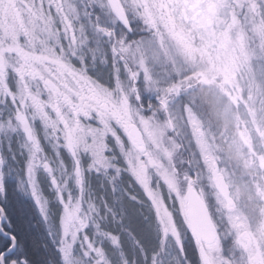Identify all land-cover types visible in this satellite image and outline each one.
<instances>
[{
	"label": "snow or ice",
	"instance_id": "1",
	"mask_svg": "<svg viewBox=\"0 0 264 264\" xmlns=\"http://www.w3.org/2000/svg\"><path fill=\"white\" fill-rule=\"evenodd\" d=\"M65 8L70 11L66 13ZM105 11L114 25L121 26L120 31L101 25L98 13ZM23 18L32 21L31 31L23 23L17 28L29 37L23 45L16 42L15 36L11 44H7L5 36H0V51L15 52L7 59L15 57L17 61L14 69L7 63L0 66V104L12 106L9 111L0 109V138L23 133V148L29 156L25 170L27 183L42 221L51 225L49 202L39 191L36 175L39 169L47 172L55 200L61 207L56 247L63 264H113L103 247L104 241L119 252L120 264H136L124 256L121 246L120 233H126L140 247L128 226L131 218L124 201L126 198L137 205L135 211L140 214L144 205L123 185L127 173L126 165L122 164L125 142L136 141L128 123L120 118L121 107L136 101L138 107L144 105L146 113L166 110L168 95L182 98L184 88L183 84L173 83L161 97L145 66V41L133 39L140 25L152 33L158 27L156 19L139 3L134 11L126 7L121 14L114 10L112 0L93 3L85 0L76 5L71 0L67 5L56 0H41L39 4L35 0H0V24L16 26ZM77 23L80 24L79 39L75 36ZM37 31L44 36L38 46L32 38ZM12 47L16 50L12 51ZM98 65L107 71V78L92 71ZM10 77L15 80V88L9 84ZM152 97L159 98L156 104L147 103ZM182 110L192 117L191 104L187 109L182 106ZM142 115L147 118L145 113ZM37 120L55 159L42 148L41 136L34 127ZM62 151L70 155L71 169L65 165ZM3 164L0 158V168ZM90 175L100 178L101 189L107 186L111 202L103 195L92 194L87 183ZM70 185L76 186V193ZM4 190V176L0 171V195ZM109 225L118 231L107 230ZM49 235H53L51 230ZM177 253H182L178 256L181 264H194L184 254L182 242ZM194 255L198 264H202L198 250H194ZM172 257L167 244H159L150 257L145 255V264H173ZM0 264H37L28 239L13 227L2 206Z\"/></svg>",
	"mask_w": 264,
	"mask_h": 264
},
{
	"label": "rangeland",
	"instance_id": "2",
	"mask_svg": "<svg viewBox=\"0 0 264 264\" xmlns=\"http://www.w3.org/2000/svg\"><path fill=\"white\" fill-rule=\"evenodd\" d=\"M36 2L39 4L41 0ZM56 2L67 5L69 0ZM84 2L85 0H71L73 5ZM120 2L124 10L128 7L132 11L139 3L156 19L158 27L152 30V33L156 34L154 38L157 39V45L153 47L150 41L145 43L147 52L143 59L161 97L164 96L165 89L173 83L184 85L181 95L188 94L192 88L195 89V84L206 86L213 95L211 119H207L208 115L198 113H192L190 117L184 110L185 121L183 113L177 109L181 105V98L172 94L167 97V109L159 112L146 113L140 105L138 107L136 101H129L126 106L121 107V120L126 121L129 126H138L145 138L144 149L126 140L122 153V164L127 168L125 177L129 179L135 177V183L140 186L145 198L150 202L157 224L156 230L159 233V243L161 245L166 243L172 250L173 264H181L178 256L182 253H177L178 248L173 246V241H178L180 245L182 242L184 247V233L191 231L187 220L186 203L179 199L177 184L169 173L175 168L171 157L174 149L185 148L190 152L192 142L196 150L195 153L191 151L193 158L190 165L192 164L194 169L191 172L192 177H197L195 186L205 198L209 209L211 205V217L219 231L216 244L207 247L211 262L264 264V242L259 238L261 233H264V181L258 175L261 169L264 170V155L254 160L257 154L256 145L264 147L262 89L264 82L261 83L258 79L254 62L257 60L256 64L261 72H264V0H120ZM69 11L65 8L66 13ZM98 14L103 26L115 27L119 31L118 23L114 25L111 22L107 11ZM161 16L164 17L163 21L160 20ZM178 21L187 25L183 31L177 27ZM20 23L31 31L27 18L17 21L16 26L0 24V36L7 38V44L12 43L13 36L21 45L29 39L24 35L23 29L17 31ZM140 26L142 30L139 31L149 32L143 25ZM60 30L62 32L63 28ZM75 36L79 39L77 29ZM32 38L38 46L44 36L37 31L33 33ZM64 43L67 44L68 41L65 40ZM7 44L4 47H7ZM1 53L6 58V63L9 55H15V52ZM188 70L193 71V74L187 75ZM9 84L15 88L14 78L10 77ZM124 84L127 86V81H124ZM150 99L157 101L159 98ZM0 109L9 111L12 106L10 103L7 107L0 104ZM161 112L164 113L165 119ZM244 113L248 114L250 125L244 122ZM170 121L175 131L171 130ZM34 127L41 136L44 152L55 159L51 146L43 139L39 120L35 122ZM186 128L188 131H184ZM13 143L15 151L20 154L21 161L25 164V178L21 183V191L38 207L27 183L25 170L29 156L27 150L23 148L22 132L0 138V158H3L5 163L4 153ZM61 157L65 165L71 169L70 155L62 151ZM184 161L189 162L188 157ZM256 164H259V168ZM4 165L0 168L2 173ZM36 175L40 193L47 198L44 186L48 185L49 193L54 195L52 199L55 202V192L47 172L39 169ZM93 176L97 177L90 175L87 178L90 191ZM220 176L226 177L231 189V197L234 199L232 206L226 203L216 187L215 180ZM70 187L74 193L77 192L75 185ZM4 194L5 190L0 196L5 197ZM108 200L111 202V196ZM173 201L179 203V209ZM48 202L50 209L49 199ZM38 212L41 218L39 208ZM177 212L183 214V221L175 214ZM41 222L57 252L59 223L54 226L46 225L42 219ZM50 230L53 235H49ZM105 246L113 264H119V252L108 241H104L103 247ZM197 250L200 262L206 264L199 246ZM58 254L61 258V254L59 252Z\"/></svg>",
	"mask_w": 264,
	"mask_h": 264
},
{
	"label": "trees",
	"instance_id": "3",
	"mask_svg": "<svg viewBox=\"0 0 264 264\" xmlns=\"http://www.w3.org/2000/svg\"><path fill=\"white\" fill-rule=\"evenodd\" d=\"M141 26H139V30ZM144 28V27H143ZM119 30H121V26L119 25ZM141 32V31H139ZM143 32V31H142ZM104 47L107 49V45L105 44ZM263 60V57H262ZM257 60H255V67L258 79L260 82H264V72H261V69L256 64ZM95 73H98L102 78H107V71L102 66H97L96 69L92 70ZM188 74H193V71L188 70ZM186 75V76H187ZM193 89V88H192ZM189 91L188 94L182 95L181 102L179 108L177 107L180 113H183L184 120L186 121V114H184V110H182V106L184 109H187L188 105L191 104L192 106V113H198L204 115H208L207 119H211L212 114V96L211 91L208 90L206 86H201L195 84V89ZM264 91V84L262 86ZM195 103V104H194ZM176 108V105H175ZM242 109V108H241ZM244 109H242L243 111ZM163 118L165 117L164 113L161 112ZM165 119V118H164ZM245 123L250 125V118L247 113H244ZM184 131H188V128L184 129ZM256 139V137H255ZM190 152L185 150V148H177L174 149L172 152L171 157L173 158V163L175 168L178 169V173L181 175V180L184 181L183 185L180 186L177 184L178 189V196L179 199L185 201V196L187 194V182L183 178V176H190L192 177V161L191 151L193 153L196 152L195 145L190 143ZM5 151V165H4V186H5V197L0 196V205L4 207L5 211L8 214V217L11 219L13 227L20 232L22 235L26 236L30 245V251L33 253L34 258L37 261V264H62V259L56 252V248H54V244L50 241L49 237L46 234L45 228L41 222V218L39 216L38 207L36 206L35 202L25 195L21 191V183L25 178L24 169L25 164H23L22 157L20 154L15 151L14 143L10 146L9 149ZM256 155L255 159L262 157L264 155V147L261 148V145H256ZM195 156V155H194ZM189 162L186 163L184 161L187 159ZM24 159V158H23ZM181 161V162H180ZM173 166V167H174ZM256 167L259 168V164H256ZM194 170V169H193ZM126 175V174H125ZM260 178L264 181V170L261 169L259 172ZM194 177V176H193ZM91 182V192L96 197L103 195L106 199H108L110 195V191L105 186L104 189H101L100 184L101 180L94 176L92 177ZM45 185V184H43ZM123 185L128 190L134 193L140 201L143 202V209L141 213H137L135 209L138 207L137 205L133 204L132 202L128 201L125 198V206L128 210V215L131 218V223L128 225L131 231L134 233L135 238L139 240L140 247L133 243L132 238H130L126 233H120L121 237V246L125 257L131 262L132 260L136 261V264H145V255L151 256V253L158 248L159 246V233L157 232V224L155 222V215L151 210L150 202L145 198L143 190H141L140 186L136 183L131 182V180L127 177H123ZM45 192L44 194L50 201V211L52 215L53 225L57 226L59 221V215L61 212V208L58 205L57 201L54 202L49 192L48 185L44 186ZM183 188V191H181ZM210 209H212L211 205ZM147 219V220H146ZM150 225V227L148 226ZM109 231L116 232L118 229L113 226L109 225L107 228ZM220 230H222L220 228ZM185 232L184 233V249L185 253L189 259L194 261V264H198V258L194 255V250H197L196 241H194L191 233ZM141 248L143 251H141ZM105 249L107 247L105 246ZM109 251V250H108ZM111 251L109 252V254ZM118 263V262H117ZM120 264V263H119Z\"/></svg>",
	"mask_w": 264,
	"mask_h": 264
},
{
	"label": "water",
	"instance_id": "4",
	"mask_svg": "<svg viewBox=\"0 0 264 264\" xmlns=\"http://www.w3.org/2000/svg\"><path fill=\"white\" fill-rule=\"evenodd\" d=\"M114 10L123 14L124 9L120 0H112ZM6 63V59L0 52V66H3ZM171 125V130L175 131L174 125L169 122ZM130 130L132 131L135 137V146H140L142 149L145 145V138L141 129L136 125H130ZM192 181L196 179L192 178ZM220 195L226 200V203L229 206L234 205V199L231 197V189L227 184L226 177L220 176L216 180ZM195 183L187 185L188 191L185 196L186 210H187V220H189L190 231L192 237L198 242L200 246V251L203 254V260L206 264H213L207 252V247L216 244L219 231L215 226V223L211 217L210 209L206 203L205 198L202 197L200 192L195 186ZM1 206V205H0Z\"/></svg>",
	"mask_w": 264,
	"mask_h": 264
},
{
	"label": "clouds",
	"instance_id": "5",
	"mask_svg": "<svg viewBox=\"0 0 264 264\" xmlns=\"http://www.w3.org/2000/svg\"><path fill=\"white\" fill-rule=\"evenodd\" d=\"M133 19H134V20L136 19V16H135V15L133 16ZM112 23H114V20L112 21ZM28 24L31 25V24H32V21L29 20V21H28ZM177 27H178L181 31H183V29H184L185 27H187V25H183L182 22H179V21H178V22H177ZM188 31L190 32L191 29L189 28ZM185 35H188V33H185ZM155 36H156L155 33H149V32H135V33H133V39H136V40H141V39H143V40L145 41V43H147V42L150 41V42H151V45H152L153 47H155V46L157 45V39L154 38ZM189 39H191L190 36H189ZM9 47H11V46H9ZM11 50H12V51H15L16 49H15V47H12ZM50 51H51V50H50ZM16 63H17V61H16L15 57H13L11 60H7V64H8V66H9V67H12L13 69L15 68ZM37 70H39V69H37ZM129 94H131V93H129ZM0 103H2V101H0ZM169 175L172 176V177L174 178V181H175L176 184H178V185H180V186L183 185L184 181L181 180V175H182V174L177 173V170H176L175 168H173V169L171 170V172L169 173ZM186 179H188V181H189V185L195 183V181H192V180H191L190 178H188V177H186ZM130 180H131V182L135 183V177H130ZM181 191H183V188H181ZM158 195H161V196H162L163 193H158ZM173 203L175 204L176 208L179 209V203H178L177 201H173ZM175 214H176V215H179V216H180V220L183 221L184 218H183V214H182V213L177 212V213H175ZM185 227H186V226H185ZM189 235H190V233H189ZM259 238L261 239L262 242H264V233H261V235H260ZM173 246L176 247V248H179V247H180V244H179L178 241H173Z\"/></svg>",
	"mask_w": 264,
	"mask_h": 264
},
{
	"label": "flooded vegetation",
	"instance_id": "6",
	"mask_svg": "<svg viewBox=\"0 0 264 264\" xmlns=\"http://www.w3.org/2000/svg\"><path fill=\"white\" fill-rule=\"evenodd\" d=\"M89 3H90V1H88ZM35 3H37L36 2V0H35ZM38 4V3H37ZM82 4V3H81ZM124 9V8H123ZM81 12H83V10H81ZM100 23H101V25L103 26L104 24L100 21ZM119 25V24H118ZM105 27V26H104ZM79 28H80V24L79 23H77L76 24V29L79 31ZM89 28H91V22H89ZM120 31V30H119ZM1 52V51H0ZM2 54V53H1ZM6 59V58H5ZM137 103V102H136ZM147 103H150V104H156L157 103V101H151V99H149V101H147ZM141 106V108L142 109H145L144 108V105H140ZM177 170V173H178V169H176ZM186 177H188V178H190L189 176H183V178L185 179V181L187 182V185H188V179H186ZM192 178H195L196 179V182H197V177L195 176V177H192ZM192 178H190V179H192ZM196 184V183H195ZM191 233V232H190ZM192 235V234H191ZM194 239V238H193ZM194 241H196L195 239H194ZM52 242V241H51ZM196 244H197V246H199V244H198V242L196 241ZM200 247V246H199Z\"/></svg>",
	"mask_w": 264,
	"mask_h": 264
}]
</instances>
